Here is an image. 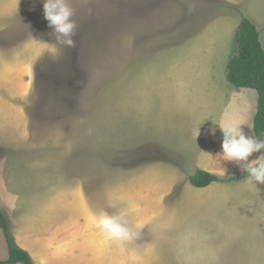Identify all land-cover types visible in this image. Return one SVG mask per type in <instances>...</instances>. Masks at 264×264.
<instances>
[{
    "label": "rangeland",
    "instance_id": "374dc122",
    "mask_svg": "<svg viewBox=\"0 0 264 264\" xmlns=\"http://www.w3.org/2000/svg\"><path fill=\"white\" fill-rule=\"evenodd\" d=\"M18 2L0 32V186L8 160L38 230L47 216L77 222L64 240L23 249L2 204L15 245L33 264H264V184L244 179L223 196L189 183L218 162V125L254 137L257 94L241 107L225 68L242 18L264 45V0H68L72 48L56 44L43 0ZM90 192V209L102 197L104 214L123 212L120 236L80 224L69 203Z\"/></svg>",
    "mask_w": 264,
    "mask_h": 264
},
{
    "label": "crops",
    "instance_id": "0c3cea01",
    "mask_svg": "<svg viewBox=\"0 0 264 264\" xmlns=\"http://www.w3.org/2000/svg\"><path fill=\"white\" fill-rule=\"evenodd\" d=\"M18 4H22V3L18 2V0H15V1H13V0H0V32L8 30V29H5L4 27L1 28V26L4 24L3 21L7 20V22H9L8 19L10 16H8V15L11 12L12 8L16 7ZM7 16H8V18H7ZM260 42H261L262 47L264 48L261 37H260ZM1 68H2V65L0 66V69ZM249 91H250L249 89H239V92H241L240 94H242L241 98L244 99V101L241 102V107L243 105H247V103H248L247 97L250 94H252ZM242 116H243V111L241 112V117ZM7 164H8V169L6 168L5 171L1 174V181L3 182V185H2V188L0 186V188H1L0 189V204H1L0 208L2 209V211H3V209L6 210L2 204L6 205L9 208V212L11 214H13V217H14V215H15V217H17L15 222H17L18 229H16L17 227L16 228L14 227L15 222H14V225H12V227H11V231L13 233V236L15 237L16 243L18 244L17 246L24 249L25 247L29 246L30 244L38 243V245L47 246V245H49V243H50V245H54L57 241L59 242L62 239L64 240L65 237H67V235H66L67 232L69 230L75 229L74 226H75L77 220H74V222H73V221H71V219L69 217H65V218L62 217L61 219H59V221H57L58 216L54 215V218H53L54 220L51 219L49 216H47V220L44 222V228L41 230H38V227L36 225H33L34 220L30 219L29 215L27 213H26V215L23 213L25 210L22 207L21 195L19 193L18 186L19 187L21 186L24 189V180L23 179L20 180V176L18 175V173L13 172L12 167L14 165H12L10 163V161L7 160ZM233 164H236V163L232 162V161H223V160L218 159V162L207 166L208 169L206 171L209 173H212L214 175H217L221 178H228V177L234 176V174H233L234 165ZM25 166H27V165L26 164L23 165V167H25ZM203 171H205V170H203ZM172 184L173 183H170L168 185V192L171 190ZM233 185H234V183H214L213 185H211L209 187L212 190H208V188H207V190L200 188L197 192H204L207 195L217 194V195L229 196L230 194H234V191L230 190V187H229V186H233ZM251 192L253 193V191H251ZM95 195H98V194L90 192V194L87 195V193H85L83 197H79L78 199H77V195H74V196L72 195L73 200L69 203V205L72 206L73 209L78 210L80 212V216L78 218H80L81 220L83 219V221L80 222V224H82L83 227H86V226L87 227H93L92 224H95V225L98 224V226L102 230H105L106 233L111 234L108 230L104 229L98 223L99 218L103 215H106V214H104L105 212L102 211V197H101V208L99 205H97L95 207V210H92L89 208L90 204L94 203L93 197ZM35 196L45 197V194L41 195V193H40V194H35ZM29 199L35 201L34 194L32 197H29ZM125 199H128L127 194L125 195ZM56 200H58V203H59V197L58 198L56 197ZM73 202L76 203L75 206H73V204H72ZM63 204H64L63 206H66L67 203H63ZM55 205L56 204L54 202V207H55ZM37 206H39V205H37ZM58 206H59V208L62 207L60 204H58ZM45 208H46L47 212L50 211V213H52L54 211V209H52L48 206ZM77 208H79V209H77ZM81 210H86L90 214V216L88 218H86L85 216H82ZM4 213H6V212H4ZM20 216H21L22 220L26 221V223L22 224L21 219L19 218ZM117 216L118 217H116V218L119 222L120 219L122 218L121 216H123V212H121V210H120V212H119V214H117ZM55 218L57 220H55ZM89 218H91V221ZM30 226H34V227L30 228ZM26 234H28V237H29L28 240L30 239V241H28L27 238L24 237V235H26ZM111 235L113 237H118L117 235H113V234H111ZM105 237H108V236L105 235ZM35 246H36V244H35ZM28 252L30 253L31 251L28 250Z\"/></svg>",
    "mask_w": 264,
    "mask_h": 264
},
{
    "label": "trees",
    "instance_id": "16d2710c",
    "mask_svg": "<svg viewBox=\"0 0 264 264\" xmlns=\"http://www.w3.org/2000/svg\"><path fill=\"white\" fill-rule=\"evenodd\" d=\"M225 77L235 89H249L257 94V109L253 118L254 138L264 140V49L260 42L259 31L248 19L242 18L236 28L233 45L225 68ZM261 154H264V150ZM260 154V155H261ZM247 173L228 178L203 170H197L189 178L195 188H206L212 183H234L245 179ZM0 229L7 244L8 257L0 264H33L30 255L18 248L12 238L9 223L0 208Z\"/></svg>",
    "mask_w": 264,
    "mask_h": 264
},
{
    "label": "clouds",
    "instance_id": "9594fccd",
    "mask_svg": "<svg viewBox=\"0 0 264 264\" xmlns=\"http://www.w3.org/2000/svg\"><path fill=\"white\" fill-rule=\"evenodd\" d=\"M43 13L48 27L52 29L51 35L55 37L56 44L68 48L75 47L73 37L76 35L77 24L73 20L75 13L68 0H43ZM218 126L223 133L222 152L217 153L215 157L239 165L247 173L246 183L255 186L264 184V154L249 161L253 153H260L264 150V140L246 135L241 127L242 124L232 123ZM211 131L214 134L215 129ZM98 223L113 235L119 236L125 231L117 218L113 216L103 215Z\"/></svg>",
    "mask_w": 264,
    "mask_h": 264
}]
</instances>
